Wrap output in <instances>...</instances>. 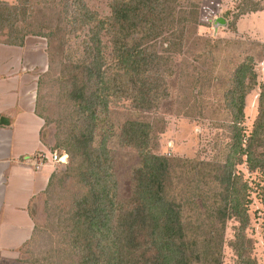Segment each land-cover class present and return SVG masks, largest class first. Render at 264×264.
<instances>
[{"label": "trees", "instance_id": "16d2710c", "mask_svg": "<svg viewBox=\"0 0 264 264\" xmlns=\"http://www.w3.org/2000/svg\"><path fill=\"white\" fill-rule=\"evenodd\" d=\"M177 1L111 0L104 17L83 0L0 1V43L21 46L27 36L44 38L69 110L65 137L53 146L67 155L68 165L50 177L43 195L47 225L35 224L28 243L42 233L39 239L55 249L34 264H222L229 221L238 224L231 242L236 264H257L245 234L253 187L236 170L244 165L260 177L264 240V83L248 135L243 126L246 96L257 86L253 57L234 69L223 93L231 143L220 159L168 157L152 148L156 128L145 115L167 99L174 74L157 45L171 29L176 38L170 52L180 50L184 28L196 25L194 6ZM262 11L245 7L235 20ZM186 34L200 40L195 31ZM120 107L127 116L118 113ZM122 155L129 158L124 194ZM60 187L69 199H57Z\"/></svg>", "mask_w": 264, "mask_h": 264}, {"label": "rangeland", "instance_id": "374dc122", "mask_svg": "<svg viewBox=\"0 0 264 264\" xmlns=\"http://www.w3.org/2000/svg\"><path fill=\"white\" fill-rule=\"evenodd\" d=\"M83 1L101 17L109 14L108 4L111 0ZM8 3L15 5L18 0H9ZM176 3L180 7L194 6L193 11L197 13L196 25L188 24L184 28V41L180 50L175 49H178L176 52H170L171 41L176 38V32L171 35L170 29V32L163 34L165 40L158 43L157 51L170 58L167 68L172 69L174 74L167 80V99L159 104L156 112L145 116L156 128L152 146L156 154L210 162L220 159L222 150L231 143V132L226 128L230 115L224 108L223 93L229 88L230 75L247 56L253 57L257 86L246 96L243 123L246 135L251 132L256 119L259 85L264 83V12H249L236 20L235 16L245 7L253 9L257 5V8H264V0H178ZM179 30L180 27L176 31ZM189 31H195L200 40L194 42V38L186 34ZM27 37L34 38L30 40V45L38 47L39 43H43L47 47L45 39L38 40L42 39L38 36ZM5 39L3 37L2 40ZM46 67L44 72L39 73L36 110L45 118L43 138L50 150L65 154L62 150H53V146L60 138L62 140L65 137L63 120L69 110L59 92L58 65L49 66L47 56ZM117 111L127 116L126 108L120 107ZM127 162L129 158L124 155L118 161L122 194L128 190L125 178ZM67 165L68 157L65 164L59 165L56 173L64 172ZM236 170L242 172L253 187L248 208L249 226L245 234L251 241V257L257 264H264V240L261 232L263 208L257 187L260 177L255 173L249 175L244 165L237 166ZM68 187L67 184L64 185L66 192ZM60 189L63 188L57 189L60 194L57 199H69L68 195H61ZM62 205L59 210H63ZM32 212L35 224L45 227L47 213L44 196L32 205ZM237 226L234 221L226 224L222 264H236L237 257L231 242ZM41 237L42 233L39 238ZM39 238L22 250L16 264H34V260L40 261L47 250L55 249V245L45 244Z\"/></svg>", "mask_w": 264, "mask_h": 264}, {"label": "crops", "instance_id": "0c3cea01", "mask_svg": "<svg viewBox=\"0 0 264 264\" xmlns=\"http://www.w3.org/2000/svg\"><path fill=\"white\" fill-rule=\"evenodd\" d=\"M32 39L21 46L0 43V264L20 259L35 226L32 205L59 167L47 164L35 170L22 161L52 152L43 138L44 120L36 112L39 73L47 68L46 44L32 46Z\"/></svg>", "mask_w": 264, "mask_h": 264}, {"label": "built area", "instance_id": "2783aa9c", "mask_svg": "<svg viewBox=\"0 0 264 264\" xmlns=\"http://www.w3.org/2000/svg\"><path fill=\"white\" fill-rule=\"evenodd\" d=\"M67 155L65 154H58L56 151L51 152H44L40 151L35 153L29 157L23 159V163L28 167H32L35 170H39L41 167L49 164V165H63L66 163Z\"/></svg>", "mask_w": 264, "mask_h": 264}]
</instances>
